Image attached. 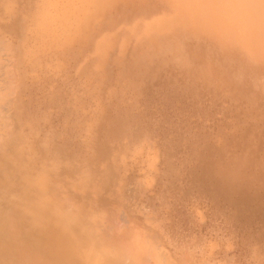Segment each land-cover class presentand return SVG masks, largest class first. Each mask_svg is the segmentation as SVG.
I'll return each instance as SVG.
<instances>
[{
	"label": "rangeland",
	"instance_id": "rangeland-1",
	"mask_svg": "<svg viewBox=\"0 0 264 264\" xmlns=\"http://www.w3.org/2000/svg\"><path fill=\"white\" fill-rule=\"evenodd\" d=\"M0 264H264V0H0Z\"/></svg>",
	"mask_w": 264,
	"mask_h": 264
},
{
	"label": "bare ground",
	"instance_id": "bare-ground-1",
	"mask_svg": "<svg viewBox=\"0 0 264 264\" xmlns=\"http://www.w3.org/2000/svg\"><path fill=\"white\" fill-rule=\"evenodd\" d=\"M3 52V51H2ZM3 55V54H2ZM8 83V82H7ZM3 89V88H2ZM5 90V89H4ZM144 256V255H143ZM145 257V256H144Z\"/></svg>",
	"mask_w": 264,
	"mask_h": 264
}]
</instances>
